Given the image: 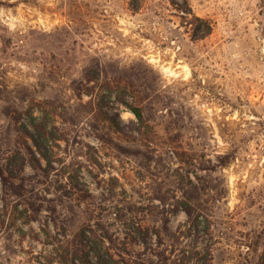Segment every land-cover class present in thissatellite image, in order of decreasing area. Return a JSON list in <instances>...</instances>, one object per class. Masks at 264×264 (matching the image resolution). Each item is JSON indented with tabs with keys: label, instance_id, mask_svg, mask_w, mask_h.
Instances as JSON below:
<instances>
[{
	"label": "rangeland",
	"instance_id": "1",
	"mask_svg": "<svg viewBox=\"0 0 264 264\" xmlns=\"http://www.w3.org/2000/svg\"><path fill=\"white\" fill-rule=\"evenodd\" d=\"M101 241L264 264V0H0V264Z\"/></svg>",
	"mask_w": 264,
	"mask_h": 264
},
{
	"label": "trees",
	"instance_id": "2",
	"mask_svg": "<svg viewBox=\"0 0 264 264\" xmlns=\"http://www.w3.org/2000/svg\"><path fill=\"white\" fill-rule=\"evenodd\" d=\"M260 1L263 3V0H260ZM209 33H210V26H207V29L205 30L203 36H206ZM131 110L134 113V115L136 116V118L138 119V121L141 124H144L145 121H144V116H143L142 110L139 107H137V106H131ZM108 119L110 121V124L112 125V127L115 130H119L121 128V125L116 121L115 118L109 117ZM36 127H37V125H36ZM44 137H45L44 133L40 134V136L31 135V138L34 140V142L36 143V146L38 147L39 150L41 149V144L39 143L38 139H44ZM186 212L190 213V207L189 206L186 207ZM97 244H98V248H99V251H98V255H99L98 262L100 264H118L117 261L110 254L109 250L104 246V242L103 241H101L100 243L97 242ZM81 263L82 264H95V263H92L89 260L88 257L82 258Z\"/></svg>",
	"mask_w": 264,
	"mask_h": 264
}]
</instances>
